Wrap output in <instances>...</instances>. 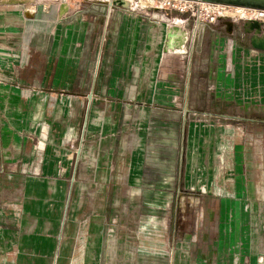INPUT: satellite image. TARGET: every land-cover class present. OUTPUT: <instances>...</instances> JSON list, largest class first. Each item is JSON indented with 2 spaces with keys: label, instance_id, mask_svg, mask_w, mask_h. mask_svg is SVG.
Returning a JSON list of instances; mask_svg holds the SVG:
<instances>
[{
  "label": "rangeland",
  "instance_id": "rangeland-1",
  "mask_svg": "<svg viewBox=\"0 0 264 264\" xmlns=\"http://www.w3.org/2000/svg\"><path fill=\"white\" fill-rule=\"evenodd\" d=\"M177 2L183 11L172 0L24 4L36 12L45 6L64 21L51 28L43 71L28 74V99L36 105L25 109L36 115L22 131L19 153L0 159V176L16 178L10 187L23 192L69 196L67 241L87 240V228L101 221L129 236L154 226L167 235L165 216L170 234L162 239L172 264L195 220L207 229L219 219L220 230H238L239 240L249 230L243 218L238 226L234 217L210 214L244 207L245 148H264V52L250 44L252 36L264 37V10ZM88 3L95 8L85 12ZM85 15L89 23L100 20L95 45L80 37ZM252 22L259 30L249 28ZM152 27L163 44L158 51L143 37V28ZM170 27L183 31L181 45L169 42ZM65 203L59 202V226ZM208 241L218 250L220 238ZM256 258L264 264V254Z\"/></svg>",
  "mask_w": 264,
  "mask_h": 264
},
{
  "label": "crops",
  "instance_id": "crops-1",
  "mask_svg": "<svg viewBox=\"0 0 264 264\" xmlns=\"http://www.w3.org/2000/svg\"><path fill=\"white\" fill-rule=\"evenodd\" d=\"M93 4L84 5L85 12L95 8ZM44 7L36 12L37 8L32 10L24 4L0 3V74H4L0 78V159L3 163L19 153L17 147L22 143V131L36 115L25 109L30 101L31 107L36 105L35 98L28 99L27 83L33 82V76L28 74L43 71V65H47L43 60L48 53L46 44L53 41L51 28L55 24L61 28L58 24L64 21L63 18L53 17ZM85 16L80 37L90 39L95 45L100 20L89 23L90 17ZM151 29L153 34L149 36ZM72 31L75 34L74 27ZM130 35L132 37L134 31ZM143 37L145 42L153 44V49L158 51L163 48L155 28H143ZM74 40L76 38L73 37ZM50 55L52 58L55 56L53 52ZM27 79H30L29 82ZM24 83L26 88L22 87ZM157 85H163V81H157ZM162 114L173 115L166 111ZM251 136L248 134V140ZM22 141L25 149L26 140ZM251 148L252 144L248 149L246 147L244 155L249 189L240 199L246 206L221 208L210 214L211 217H234L237 224L244 223L249 230L243 231L239 240L238 230L234 234L220 230L219 219L207 229L195 220L189 230L186 228L183 231L189 240L175 246L172 264H260L256 255L264 254V148L255 146L253 152ZM13 181L18 180L0 176V264H169L170 250H167L170 246L162 239L170 234L169 218L167 220L164 216L162 226L164 231L168 227L167 235L154 226L148 232L129 236L126 231L113 230L101 221L87 228V240L67 241L70 232L64 230V216L69 211V196L60 199L58 194L23 192L20 188L10 187L16 184ZM61 200L66 203L59 226L57 213ZM102 205L99 204L100 212ZM210 237L220 238L218 250L209 245ZM240 241L244 247L237 245Z\"/></svg>",
  "mask_w": 264,
  "mask_h": 264
},
{
  "label": "water",
  "instance_id": "water-1",
  "mask_svg": "<svg viewBox=\"0 0 264 264\" xmlns=\"http://www.w3.org/2000/svg\"><path fill=\"white\" fill-rule=\"evenodd\" d=\"M197 1V0H193ZM219 3H225L245 8H254L264 10V0H207ZM1 4H25L26 0H0ZM254 49L264 52V38L260 41H250Z\"/></svg>",
  "mask_w": 264,
  "mask_h": 264
},
{
  "label": "bare ground",
  "instance_id": "bare-ground-1",
  "mask_svg": "<svg viewBox=\"0 0 264 264\" xmlns=\"http://www.w3.org/2000/svg\"><path fill=\"white\" fill-rule=\"evenodd\" d=\"M117 1H121V2H124V0H117ZM240 7V6H239ZM33 8V6H32ZM245 8V7H244ZM26 12H30L29 10H26ZM249 28L250 29H258L259 26H258V23L257 22H252L249 24ZM169 32H170V36H169V42L174 44V45H181L182 42L184 41V33L183 31L181 30H178V29H175V28H172L170 27L169 28ZM259 30V29H258ZM264 37H258V36H252L250 38V41H260L262 40Z\"/></svg>",
  "mask_w": 264,
  "mask_h": 264
},
{
  "label": "built area",
  "instance_id": "built-area-1",
  "mask_svg": "<svg viewBox=\"0 0 264 264\" xmlns=\"http://www.w3.org/2000/svg\"><path fill=\"white\" fill-rule=\"evenodd\" d=\"M167 1H170V0H167ZM172 2H173V7L175 8V9H178L179 11H183L182 9L183 8H181V6H180V3L179 2H177V0H172ZM169 3V2H168Z\"/></svg>",
  "mask_w": 264,
  "mask_h": 264
}]
</instances>
